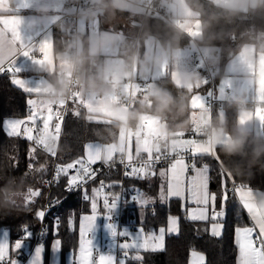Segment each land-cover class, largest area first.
I'll use <instances>...</instances> for the list:
<instances>
[{
	"label": "trees",
	"instance_id": "1",
	"mask_svg": "<svg viewBox=\"0 0 264 264\" xmlns=\"http://www.w3.org/2000/svg\"><path fill=\"white\" fill-rule=\"evenodd\" d=\"M188 2L200 12L201 36L198 41L201 45L218 48L216 61L220 67H223L246 43H254L257 48L264 49V0H260L247 10L222 6L214 0H188ZM70 21L71 19L65 21L66 26L54 27L53 42L56 52L69 51ZM138 30L133 32L130 42L126 44L125 61L131 59L133 40ZM149 34L172 48L184 47L192 40L188 33L167 18L147 16L141 27V57L144 38ZM80 40L82 41L79 48L81 63L78 81L82 77L87 79L85 73L89 74L93 67L92 57L88 54L87 41L82 36ZM50 78L58 88L61 86L62 81L57 73ZM153 86L158 88L156 93L146 94L144 88L137 91L128 124L136 127L139 115L148 113L159 115L168 132L188 129L192 125L194 110L190 105V99L199 89L177 85L169 73L157 78ZM203 88L207 92L210 83L207 81ZM158 92L166 93L172 101L164 110L159 108L156 98ZM28 100L29 94L12 82L9 72L0 71V230L7 227L11 239L15 240L24 233L26 227L32 233L31 238L34 241V234L40 225V218L36 213L45 205L46 189L42 182L51 170L53 157L51 152L31 145L20 134H10L3 127L6 118L11 116L24 118L29 114V105L26 103ZM241 106L243 104L236 102L213 105L211 110L213 125L222 126L234 138V145L217 146L215 157L198 156L194 161L196 165L205 163L210 168V190L217 194L218 210L221 208V182L227 184L228 200L224 208L225 216L221 219L224 225L222 235L219 237L211 235L210 220L190 221L180 198L161 200L157 193L159 183L156 179L151 180L150 176H129L125 178L127 202L122 206L121 226H137L146 231L158 230L167 225L170 215H177L180 230L177 235L166 236L162 250L154 252L140 250L138 254L142 257L141 260L131 258L137 254L136 250L129 251L130 258L126 260V264H189L193 251L204 253L205 264H237L238 246L235 242V230L249 225L250 218L231 190L230 182L221 174V169L225 167L239 186L264 189V136L238 127L237 117ZM123 125L124 122L121 120L89 112L82 106L69 105L57 148L59 162L65 164L83 157L86 146L91 143L98 142L105 145L117 143L123 133ZM68 179L69 176H62L57 183L54 195L56 198L65 196L63 187L68 184ZM121 180L122 168L117 166L94 179L84 190H79L66 198L61 208L62 217L59 222L54 217H47L48 230L44 241L45 264L48 260L49 244L55 237L62 240V259L67 252L77 249L80 218L83 213L91 212V198L93 196L96 198L97 210L106 216L108 213L103 205L104 196L109 195L111 198L112 195L119 194ZM106 185L108 188L105 187ZM36 186L41 187L38 198L26 204L15 201L14 197L18 192ZM94 189L99 191L94 192ZM138 192L151 201L141 207L138 201L132 200ZM85 194L88 199H85ZM70 219L73 221L72 224H69ZM57 225L58 234H54Z\"/></svg>",
	"mask_w": 264,
	"mask_h": 264
},
{
	"label": "crops",
	"instance_id": "2",
	"mask_svg": "<svg viewBox=\"0 0 264 264\" xmlns=\"http://www.w3.org/2000/svg\"><path fill=\"white\" fill-rule=\"evenodd\" d=\"M68 1L72 0H0V71L7 70L12 82L16 81L14 84L29 94L28 101L33 102V109H39L45 114H60L62 100L57 92L59 88L50 76L56 73L59 76L67 71L73 60L70 47L69 51L56 52L53 42L54 27L61 22L65 23V21L70 20L72 16L74 17L72 8H64L65 3ZM99 1L105 3L102 10L80 11L76 17L79 35L82 38L85 37L88 54L93 60L91 72L89 74L85 73L87 79L82 77L76 86L78 106H82L95 114L121 120L124 125L123 133L117 143L107 145L98 142L91 143L107 149L103 158L96 162L106 160L114 153H124L130 157L138 152L148 153L146 150H150L151 154H157L162 141L165 142L166 150L171 153H186V148H195L199 154L193 156L189 152L194 161L198 156L216 154L217 146L234 145V138L222 126H214L210 138L193 134L192 131L194 124L209 123L212 120V113L207 105L208 92L205 93L203 88L207 83V78L201 72L202 61L192 56L196 42L199 43L198 39L201 36L198 8L190 4L188 0H160L163 13L167 19L192 37L188 45L172 48L162 44L152 34L146 36L143 41V56H140L137 78L134 82L136 93L145 86L153 85L157 78L168 73L171 74L177 85L199 89L190 99V105L198 110L193 112L192 125L188 129L168 132L164 128L159 115L148 113L139 115L136 127L130 126L128 124L129 110L126 106L118 104L117 97L112 90L113 82L123 81L130 74L127 68L128 61H125V50L133 32L139 29L140 21L144 22L142 17L144 4L142 0H120L116 7H113L111 0ZM214 1L229 8L247 10L255 6L260 0H256L255 3H251L249 0ZM81 42L79 38V48ZM200 46L207 57L209 65L216 68L217 74L219 72L214 91L216 103H245L238 110V127L242 130H252L264 136V113L262 111L264 99V49L257 48L254 43H246L223 67H220L213 55L218 51V48L210 45L200 44ZM103 69L107 71L102 73ZM112 75L114 76L113 80L110 79ZM92 78L96 79L95 86L89 85V80ZM31 117L32 112H29L25 118L17 121H31L32 123ZM56 119L54 117L47 127L51 128L55 125ZM146 120L149 123L145 128L144 121ZM33 123L35 125L38 123L44 124L39 119ZM23 124L18 125L19 131L14 134H21ZM143 131L146 132V137L141 136ZM46 133L48 135V132ZM47 135L44 134V137L40 138L38 146L51 152L54 146L46 138ZM178 158L183 159L188 164L186 157L180 156ZM171 164L154 168L151 174L148 175L151 180L156 179L159 183L157 191L159 195L162 188L166 194L170 176L168 169ZM203 166L209 169V192L212 193L210 190V168L205 163L196 165L197 168ZM162 171L165 175H161ZM194 175L195 172L189 166L186 173L187 179ZM17 196L22 198L19 195ZM238 196L250 218L249 225L239 228L256 226L258 232V227L264 226V189L239 186ZM180 199L188 217L189 211L196 208L197 205L189 200L187 191H185L184 198ZM216 210L219 211L217 208ZM97 214V224L99 225L97 230L106 231L103 227L105 216L98 210ZM83 215H91V212L83 213L81 216ZM170 216L178 218V231L169 233L167 231L168 223L160 227L165 229L163 247L166 236L177 235L180 230L179 217L177 215ZM209 216H211V208H209ZM209 220L211 231L213 221ZM219 223L223 224L221 220H219ZM121 227L123 231V225ZM128 228L129 232L135 234L138 227L128 226ZM159 229L143 230L145 234L154 231L158 235ZM4 232L8 233L10 263L18 259L21 264H27V261L34 255L35 248L43 244L42 259L43 264H45V243L34 244L32 238H30L25 241L26 248L16 252L12 250V247L17 239L23 237L24 233L19 238L12 240L10 230L7 227L0 230V236ZM56 239L61 241V246L59 252L53 253L52 243ZM97 240L99 246H101L103 244L102 238ZM126 241L131 243V240L122 239L119 244ZM61 249V238H53L49 244L47 264H72L78 257L79 245L75 251L67 252L64 259H62ZM114 253L117 261L123 258V253L119 248H116Z\"/></svg>",
	"mask_w": 264,
	"mask_h": 264
},
{
	"label": "snow or ice",
	"instance_id": "3",
	"mask_svg": "<svg viewBox=\"0 0 264 264\" xmlns=\"http://www.w3.org/2000/svg\"><path fill=\"white\" fill-rule=\"evenodd\" d=\"M16 83V81H13ZM29 105L30 112H32L31 120L35 122L37 119L44 122L47 127L50 125L52 119H59L58 113L45 114L39 109H33L32 101L26 102ZM25 123L24 121H4L3 127L7 129H14L17 125ZM25 131L28 129L25 126ZM107 149L97 144H89L86 146V160L81 158L66 166L57 168V175L60 173L67 174L69 170L75 169V175H71L68 179L69 191L74 188H78L89 180L93 179L95 172L92 170L91 165L95 164L96 161L101 160L106 153ZM148 152V160L143 163L140 167H136L131 161L127 163V166L131 168V171L126 175L131 176H144L149 174V168L153 161H159L161 157L159 155L153 156L150 150ZM186 152H190L193 156H196L198 151L189 147L185 149ZM195 175L190 179H187L186 173L188 172L189 165L183 159H176L168 169L170 173L166 194L162 188L160 193V199L165 200L172 197L184 198L185 191H187L189 200L197 205L189 211L188 219L190 221H213L211 225V235L219 237L222 235L224 225L219 223V220L225 216V204L228 200V188L226 182H221L222 195H221V208L219 211L216 210L217 194L209 192V169L206 166L197 168L195 163L191 166ZM161 175H165L162 171ZM103 187V185H102ZM99 189H94V192H98ZM39 191L36 192V197L39 196ZM85 199H88L85 194ZM133 201H138L143 207L148 204L149 201L145 199L139 193L132 197ZM120 202V195H105L103 199L104 208L107 210V215L104 217L105 224L103 225L108 236L111 238V244L108 247L107 252H102L100 246L96 243L95 233L99 225L97 224V201L93 196L91 198V215H83L80 218L79 226V249L78 257L72 262V264H126V260L129 257V250H136L137 254L132 259L141 260L142 257L138 254L140 250L144 251H157L163 249V240L165 235V229L160 228L159 234L156 232L144 233L143 228L139 229L135 234L129 232L127 229L118 231V225L114 222V215L118 210ZM209 208H211V216H209ZM37 217L41 220L45 217L46 212L44 210L37 211ZM177 217H168V228L169 233H176L177 228ZM73 221L70 219L69 224ZM255 227H244L236 228L235 242L238 246L237 264H264V226L258 227V232ZM24 235L21 239H17L12 247L13 251L19 252L26 248L25 241L29 240L32 233L28 229L24 228ZM54 234H58L57 230ZM130 237L131 243L124 242L121 244L116 243V237ZM90 237V238H89ZM61 241L59 239L54 240L52 243L53 253H57L60 250ZM119 248L123 253V258L117 261V257L114 250ZM44 251L43 244L37 246L34 250V255L27 261V264H43L42 254ZM94 253L96 255H94ZM191 255L194 257L190 261V264H203L204 257L202 254L193 251ZM9 259V245H8V233L4 232L0 236V264H5V260ZM11 264H21L18 259L11 261Z\"/></svg>",
	"mask_w": 264,
	"mask_h": 264
},
{
	"label": "built area",
	"instance_id": "4",
	"mask_svg": "<svg viewBox=\"0 0 264 264\" xmlns=\"http://www.w3.org/2000/svg\"><path fill=\"white\" fill-rule=\"evenodd\" d=\"M144 4V12L142 17L145 19L147 16H162L164 18H167L162 10V5L160 3V0H142ZM105 7V3L99 0H72L65 3L64 8H72L73 9V15L70 21L69 26V35H70V52L72 53L73 60L71 67L61 73L59 75V78L61 81H63L65 78L69 80V84L67 87V90L63 93V95H60V98L62 100L61 108H60V114L59 118L61 119V123L57 126L55 124L53 127L48 128L43 123H38L35 125L31 122H25L23 124L22 130H21V137L25 140H27L31 145L39 147V140L40 138L44 137V134L46 131L49 132L47 135V139L51 141L52 145L54 146V149L51 151V155L53 157V163L51 170L49 174L46 176V178L43 180L42 184L46 189L45 192V205L42 210L46 212L45 217L41 220L40 219V225L37 231L34 234V244L38 243H44L45 237L48 230V221L47 217L51 216L54 217L58 222L60 221L62 217L61 208L63 206V203L66 198L69 196L75 194L79 190H84L88 184H90L94 179L98 178L99 176H102L106 173H108L113 168H116L117 166H121L122 168V180H121V187H120V202H119V209L114 215V221L118 225V231H122L121 227V210L124 203H126V185H125V178H128L131 175H126V173L131 171V168L127 166V163L131 161L136 167H140L143 163H145L148 160V153L146 152H138L136 154H133L132 156L128 157L126 154H120V153H114L112 154L108 159L96 162L95 164L91 165L92 170L95 172V176L93 179L89 180L87 183L83 184L82 186L78 188H74L73 190L69 191L68 184L63 187V192L65 193V196L62 198H56L54 195L57 190V183L60 181L62 176H71L75 175V169L69 170L67 174L60 173L57 175V168L66 166L69 163L61 164L58 160V153L57 148L58 144L61 138L62 130H63V123L65 120V116L68 110L69 105H74L78 107V99L76 96V84L78 82V72L80 68L81 63V56L79 54V31L76 26V17L80 11L84 12H92V11H99L102 10ZM59 25L66 26L64 22H61ZM143 25V21H140L139 24V30L133 40V48H132V56L131 59L127 62V68L129 71V75H127L123 81L119 82H113L112 84V90L117 97V102L120 105L126 106L129 110V118L131 115V109L132 105L136 99V90L134 88V82L137 78V69L139 65L140 60V48H141V27ZM218 51H216L213 55L215 57L218 56ZM192 56L194 58H199L202 61L201 66V72H203L206 75L207 81L210 83L209 91L212 92V97L207 98V105L212 110L213 105L216 103V100L214 98V91L216 87V75L217 70L214 67H211L208 63L207 57L203 50L201 49V46L198 42H196V47L194 51L192 52ZM133 57H135V60H133ZM4 73H8L7 70L4 71ZM110 79H114V76H110ZM144 89L146 90V94L149 93H156L158 91V88L151 85V86H145ZM145 102L147 103V100L145 99ZM245 105V103H241ZM262 111L264 113V99L262 102ZM148 121H144L145 128L148 125ZM25 126L27 127L28 131H25ZM57 127V128H56ZM214 129V125L212 123V120L209 123H198L194 124L192 126L193 134L201 135L206 138H210L212 136V131ZM142 137H146V132H142ZM153 156L159 155L161 159L159 161H153L152 165L149 168V174H151L152 169L158 168L164 165L171 164L175 159H177L180 156L186 157L188 159V164L191 167L194 163L193 157L189 152L182 153H171L166 150L165 142L160 143V150L157 154H152ZM211 156L215 157V153L211 154ZM86 160V157H81ZM79 158V159H81ZM77 159V160H79ZM221 174L230 182L231 190L234 192L236 197L239 199L238 196V188L239 183L232 179V176L230 173L226 170L225 167L221 169ZM139 176V177H145ZM108 188V186H105ZM133 191L135 192L136 189L134 188ZM85 197V195H84ZM240 200V199H239ZM96 239L102 238L103 245L100 248V250L107 251L109 247V243H111V238L108 236L107 232H102L101 230H97L95 233ZM90 238V237H89ZM122 239L125 240H131L129 237H116V243L119 244ZM94 255H96L94 253ZM5 264H11L10 260H5Z\"/></svg>",
	"mask_w": 264,
	"mask_h": 264
},
{
	"label": "rangeland",
	"instance_id": "5",
	"mask_svg": "<svg viewBox=\"0 0 264 264\" xmlns=\"http://www.w3.org/2000/svg\"><path fill=\"white\" fill-rule=\"evenodd\" d=\"M199 28H201V26H199ZM205 93H206V91H204ZM208 92V95H207V97L208 98H210V97H212V92L211 91H207ZM198 110H193V112H197ZM25 118V117H24ZM21 118L20 117H15V116H11V117H8V118H6L5 119V121H17V120H20ZM29 121V120H28ZM25 122V121H24ZM31 122V121H30ZM33 123V122H32ZM61 123V119L59 118V119H56V121H55V124H57V126L59 125ZM23 126V125H22ZM54 126V125H53ZM53 126H51V127H53ZM57 128V127H56ZM21 129H22V127H21ZM8 133H12V134H14L15 132H18L19 131V126L17 125L14 129H12V128H10V129H7L6 130ZM46 132H48V131H46ZM45 132V135H47V133ZM48 134H49V132H48ZM83 157H85V155L83 156ZM37 191H39V193H41V187H39V186H36V187H32V188H30L29 190H27V191H21V192H18L17 194H16V196L14 197V199H15V201H17V202H19V203H22V204H26V203H28V202H30V201H32V200H34V199H36V198H38L39 196H40V194H39V196H37L36 197V192ZM17 195H19V196H21L22 198H19ZM124 229H129L128 228V226L127 225H123V230ZM139 229H141V228H137L136 229V231H138ZM96 243H98V245H99V241L96 239V241H95ZM196 253H199V254H202L203 255V257H204V261H203V264H205L206 263V258H205V255H204V253L203 252H201V251H195ZM194 259V257L191 255L190 256V260H189V264H190V261L191 260H193Z\"/></svg>",
	"mask_w": 264,
	"mask_h": 264
},
{
	"label": "clouds",
	"instance_id": "6",
	"mask_svg": "<svg viewBox=\"0 0 264 264\" xmlns=\"http://www.w3.org/2000/svg\"><path fill=\"white\" fill-rule=\"evenodd\" d=\"M120 2V0H111V3L113 5V7H116L117 4ZM249 2L251 3H255L256 0H249ZM133 60H135V57H133ZM107 70L106 69H103L102 70V73L103 72H106ZM102 78V77H101ZM95 83H96V79L95 78H92L89 80V85L90 86H95ZM68 84H69V80L67 78H65L62 82H61V86L59 87V89L57 90L58 92V95H63V93L67 90V87H68ZM156 98L159 102V108L161 110H164L166 109L171 103V99L168 97V95L166 93H163V92H158L156 94Z\"/></svg>",
	"mask_w": 264,
	"mask_h": 264
}]
</instances>
